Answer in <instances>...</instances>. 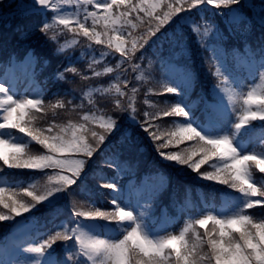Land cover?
Here are the masks:
<instances>
[{
	"label": "snow or ice",
	"instance_id": "snow-or-ice-1",
	"mask_svg": "<svg viewBox=\"0 0 264 264\" xmlns=\"http://www.w3.org/2000/svg\"><path fill=\"white\" fill-rule=\"evenodd\" d=\"M62 3L79 4L83 8V15L78 11L71 14H57L53 17L62 30L70 26L69 17H72L75 22V26L71 28L73 32L87 37L89 41L94 40L100 45H107L114 56L119 54L115 68L104 67L103 73L123 70L121 72L123 75L125 64H130L129 61H133L134 57L143 58L144 54L139 53L153 36L166 25L187 20L193 9H197L201 13L210 11L214 17L216 14L224 16L229 31L250 33L256 24L264 26V10L258 16H253L251 13L245 15L243 0H196L194 4H186L185 0H83V4L80 3V0H10V3L0 8V21L3 22L4 28H12L20 38H27L37 30L47 34L51 25L47 22L37 23L34 19L37 5L55 9ZM93 3L95 6L92 11H88L84 7V5ZM214 4L225 7L222 10L219 7L210 9L209 6ZM98 26H100L99 31L97 30ZM141 28L143 30L138 34L137 30ZM193 30L199 37V44L204 47H207L206 40H209V32H215L216 47H220V43L224 39L223 34L214 24H207L203 32L196 24H193ZM173 41L180 45L177 55L181 52H188V48L184 46L179 37H173ZM213 58L217 59L215 55ZM23 61L33 70L40 62L31 50L23 58ZM44 63L47 64V61ZM97 63L93 60L88 65L91 77L102 75L95 70L94 65ZM132 67L138 68L135 64H132ZM69 71L77 73L78 69L65 67L64 72ZM55 75L63 77L60 70ZM216 75H223L219 69V62ZM260 76L264 80V71L260 72ZM83 79L87 80L89 77L85 76ZM117 79V96L128 98L121 110L126 109L137 119L138 113L134 104L137 88L131 87V95H129L124 91V88L130 84V81L126 77L122 80L119 77ZM223 79L227 80L228 78L223 77ZM121 82H123L122 86ZM154 89L161 90L163 93L179 91L166 80L152 85L148 91ZM67 94H69L68 91L65 92V95ZM243 100L246 107L234 125L236 129H240L257 117L264 119V87L259 89L258 94L257 88L250 86V90L246 95H243ZM45 104L44 99H33L30 96L16 98L9 94L5 84L0 83V110H2V116H0L2 119L0 122V161L2 163H0V168L7 165L31 169H58L57 176L53 181L57 186L54 188L49 187L44 191H37L33 185L19 189L0 187V221L29 211L47 196L58 190H65L72 198L71 208L77 218L106 217L110 221H134L133 226L125 230L122 238L111 239L113 243L108 245L111 260L108 264H117V257L113 250L121 248L123 251L120 260L123 264H264V215L251 216L246 211L252 209L253 212L264 213V183L258 185L252 182L254 171L264 172V154L255 152L241 154L228 134L203 135L190 122L173 120L168 129L161 130L159 127L161 118L188 115L186 108L180 102L168 100L165 106L159 110L145 111L142 117L137 120L148 131L161 155L188 165L205 178L222 181V183L229 184L232 188L245 194L243 207L231 215L217 216L207 213L200 219L194 220L191 225L186 226L178 234L170 233L159 239H152L143 233L133 212L116 201L112 202L115 204L114 207L106 210H101L91 204L89 210L94 214L80 215L79 213L84 209L80 207L81 202L75 199L76 194L71 187L79 179L92 158L103 153L104 142L117 127L118 120L115 116L118 113L110 115L105 112L98 116L91 110H87L81 112L77 119H69L63 124L49 121L41 126L35 122L33 113L37 110V106H39V111H44ZM115 104L120 107V100L117 99ZM253 104H257L255 111L252 109ZM48 105L63 107L64 100L57 96L56 104L48 103ZM89 124L92 126L91 130H89ZM9 129L25 133L31 141L42 146L41 150L35 153L26 150L28 147L25 144L13 140ZM89 137L94 138V142ZM185 141H189V143L182 147L175 149L169 147L173 144L182 145ZM4 145H8L12 151H5ZM100 163L107 168L114 169L117 175L128 168L127 162L119 159V152L115 149L110 150ZM205 164H208L211 170L202 169L201 166ZM60 177L66 179L60 181ZM97 180L112 188L118 187L115 180L109 181L99 175H97ZM5 192H11L12 195L6 196ZM207 221H212V227L206 229L204 233H198L201 249H207L206 259H202L196 244L189 245L185 240V235L188 233L191 238L192 233H197L195 225H204ZM189 228H191V232H189ZM77 236L81 237L82 243L86 246L88 243L85 238L86 232L77 225L72 228L66 226L64 229L50 233L39 243L30 244L29 248L38 254L45 253L57 241H69L70 239L77 241ZM118 242H122V244ZM96 251L98 254L99 249ZM81 253L89 258L83 251ZM68 256L70 258L71 252L68 253ZM89 259L92 264H105L104 261H98L94 257ZM33 264H40V261H34ZM47 264H62V262L51 256L48 258Z\"/></svg>",
	"mask_w": 264,
	"mask_h": 264
},
{
	"label": "trees",
	"instance_id": "trees-1",
	"mask_svg": "<svg viewBox=\"0 0 264 264\" xmlns=\"http://www.w3.org/2000/svg\"><path fill=\"white\" fill-rule=\"evenodd\" d=\"M137 31H138V34H139V30H137ZM189 33H192V32H189ZM181 34L187 36V31L182 30ZM156 35H158V33ZM155 36H153V37H155ZM193 36H196V34H193ZM39 38L40 39H42V38L45 39V38H48V37H46L45 34H41L40 35V32H39V33H36L35 35L31 36L30 40H37ZM36 47L42 48L38 43L36 44ZM44 47L49 50V47H48L47 44ZM105 50H106L105 54H107L109 56L110 67L115 68V63H116V60L119 58V54H116L114 56L112 54V51L110 49H108V46L106 47ZM139 54H144L142 59L134 57V59H133L131 64H125L123 66V68H124L123 75H121L119 72H115V71L113 73H111L110 74L111 80L109 82V85H116L118 83L117 77H119L120 80H122V79H124L126 77L130 81V84L125 86L124 91L127 92L133 86L137 88L136 100H135L136 101L135 102V107H136V110H137V113H138L137 119H140L145 111L161 108V102L164 101L165 99H167V95L161 94L156 89H154L153 91H148L149 87L154 85L153 72L145 71L147 69V67L151 66V63H149V61L151 60V51L145 49L144 51L141 50V52ZM139 63H141V65H139ZM132 64L137 65L138 68H133ZM132 68H133V73L136 75L135 79H133V76H131ZM149 74L151 75L150 77H148ZM144 77H146V79H144ZM117 95H118V93L115 92L114 90L112 92H110V93H105V92H102V91L98 92V96H97L96 100L98 98H100L99 105H100V111L102 113L107 112L110 115L114 114L115 109L112 106L114 105V102H115L114 101V97H116ZM120 99L122 101H124L122 96L120 97ZM122 114H126V111L123 112V113L118 114L119 115V119L117 121V127L116 128H119L121 126L120 122H123L124 117H123ZM67 115L68 114H66L65 112L59 111L58 114H57V117L54 120H52V121H54L57 124H63V123H65L67 121L66 120ZM99 115H103V114H99ZM114 115H116V114H114ZM126 118H131L132 120L138 121V123H140V121L137 120L134 116H132V117L126 116ZM159 127L161 128V130H166V129L169 128V122L167 121L166 118H161V121L159 122ZM137 131L139 133L143 134L144 141L145 140L147 141V139L149 140L146 143V146L143 145V147L145 146V150L149 154H151L154 157L157 156V158L159 160H161L163 163H167L169 165H173L174 167H176V166L183 167L185 165V164H182V163H180L178 161L168 159V158L164 157L163 155H161V153L159 151H156L155 144H154L150 134L148 133V131L144 127H142L141 125L138 126L137 127ZM113 134H114V130H113L112 134L108 137V139ZM172 146L178 148V147H182L183 145H174V144L173 145H169L170 148ZM107 148H105L103 153L99 154V156L106 157L108 155V150H109ZM39 150L40 149H36V152L39 151ZM155 153H156V155H155ZM19 168H21L22 170H27V171L31 170V168H26V167H19ZM187 168L190 169L191 167H185V169H187ZM42 170L47 172V173H49V174L51 172V170H49V169H42ZM197 175H198L199 178H201V179H203L205 181L221 182V181H214V180L205 178V177L201 176L199 174V172L197 173ZM57 192L47 196L43 201H40V202L36 203L35 206L33 208H31V209L39 208V207L45 205L46 203H48L52 199V197ZM195 234H197V233H195ZM197 243H195L196 246H197V250L200 251L201 248H198L199 247V239L197 240ZM200 255H201L202 259H206L205 252L200 251Z\"/></svg>",
	"mask_w": 264,
	"mask_h": 264
},
{
	"label": "clouds",
	"instance_id": "clouds-1",
	"mask_svg": "<svg viewBox=\"0 0 264 264\" xmlns=\"http://www.w3.org/2000/svg\"><path fill=\"white\" fill-rule=\"evenodd\" d=\"M186 4H194L196 3V0H185ZM143 28L139 29V31H142ZM129 63L131 64L132 61H129ZM96 70V69H95ZM105 71V69H101L100 71H97L101 74H103V72ZM123 70H121L122 72ZM121 72H119L121 74ZM123 82H121V86H122ZM117 92V86L116 85H109L107 88H101L98 89V91H102L105 93H110L112 91ZM85 96L88 95V93H84ZM121 96H116L114 97V101H116L117 99L120 100L121 104L120 107H117V105L114 102V105L112 107H114L115 112L114 113H123L126 111V109L121 110L123 108V105L126 104L125 101H122L120 99ZM91 100H89L88 104L85 105L83 103V101L81 102V104L77 105L72 103V101H64V106L63 107H58V111H63L65 113H67V117L66 120L69 119H77L80 116L81 112H85L87 111L86 109L89 108V105H91ZM82 105V106H81ZM44 108L46 110V112H51L53 107H51L48 104L44 105ZM162 108V107H161ZM158 109H154L155 110H159ZM116 115L115 118L118 120L119 119V115ZM53 115H55V113H53ZM33 117L34 120L37 124L43 126L44 124H46L47 122L50 121V119L47 116H37L36 113H33ZM91 125L89 124V130H91ZM90 140H92L94 142V138L89 137ZM58 173V169L57 168H52L50 174H48L45 177H42L39 181H36L34 184H32L34 186V188L37 191H44L45 189H48L49 187H56L57 184L53 183L54 179L56 178ZM64 177H60V181H63ZM111 187V186H110ZM90 206L91 204H89L87 202V200H84L81 202L80 207L82 209H84L83 211H81L79 214L80 215H93L94 213L92 211H90ZM86 240L88 241L87 245L85 246V244L82 243L81 237L77 236V243L79 245L78 250H72L71 252V256H70V260L72 262V264H78L77 262V257L81 254V251H83L85 254H87L89 256V258H95L98 261H104L105 264H108V262H110L111 260V255H110V250L108 245L110 243H113V241H111L110 239H105L101 236H95V235H89L88 233H86ZM125 239H128V237H125ZM121 243L122 242H118ZM139 244V241L137 242ZM97 249H99V253L97 254ZM123 249H117V250H113L114 255L117 257V264H123L122 260H120L121 254H122ZM200 251L202 252H207L206 248H202L200 249Z\"/></svg>",
	"mask_w": 264,
	"mask_h": 264
},
{
	"label": "rangeland",
	"instance_id": "rangeland-1",
	"mask_svg": "<svg viewBox=\"0 0 264 264\" xmlns=\"http://www.w3.org/2000/svg\"><path fill=\"white\" fill-rule=\"evenodd\" d=\"M71 14L72 12V8H68V7H63V9L61 11H58V14ZM70 18V17H69ZM26 67L31 68L29 65H27ZM175 69V68H174ZM24 70H22L21 67V71L20 72H24ZM32 71V68H31ZM221 71V70H220ZM28 76V73H27ZM176 79L174 78L175 81H178V83H181L180 81V74L177 71L176 75H175ZM182 79H184V81H187L188 78H185V76L182 74L181 75ZM228 79L224 81V85H221L220 87H218L217 89H214V95L216 96V98H219V102H217L215 105H213V110H212V115L213 117L217 120V117L219 118V123L223 125V130H224V134H228L229 136H231L232 138L235 137L236 135H238V131L240 129L232 130L231 126H230V121L233 118H227L226 120V115H227V111H225V113H223V110H227V109H233V108H237L238 106V102H239V97L242 96L246 91L250 90V86L251 87H255L258 89L259 87V83H254L251 82L252 78L249 77H242L239 79L233 78L231 77L230 74H228ZM3 79L7 80L6 77H3ZM262 82V80H261ZM25 84V85H24ZM22 84L21 86L25 88V86L27 87L28 84H26V82ZM231 97V99H230ZM33 99H40L39 94L36 97H32ZM210 106L212 107V103L210 104ZM243 107L245 108L246 105H243ZM227 108V109H226ZM253 111H255V109H253ZM15 142L18 143H22V144H26L29 142L30 139L28 138H24V139H20L18 137V139H13ZM240 143L239 140H234V144L235 147H238V144ZM10 148V147H9ZM11 149V148H10ZM257 154H264V150L262 151H257ZM164 178L159 176L156 180H152L151 182H149V187L147 188V192L144 195L143 199H145V201L151 202L153 200V196L155 191H160L162 189V185L161 183H163ZM161 185V186H160ZM183 212V210H182ZM237 212V210H233L231 211V213H225L222 216H228L231 215L233 213ZM28 222L24 221L20 224L27 225ZM92 223L86 222L85 220H82L81 224H80V228L82 230L85 229L86 226L90 227L92 226ZM164 237V236H161ZM36 261V260H35ZM41 261V260H39ZM33 264V263H31Z\"/></svg>",
	"mask_w": 264,
	"mask_h": 264
}]
</instances>
